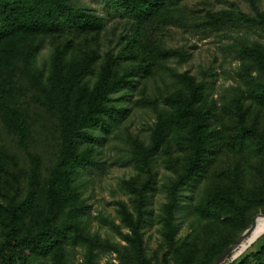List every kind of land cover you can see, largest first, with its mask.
I'll list each match as a JSON object with an SVG mask.
<instances>
[{
	"label": "rangeland",
	"instance_id": "rangeland-1",
	"mask_svg": "<svg viewBox=\"0 0 264 264\" xmlns=\"http://www.w3.org/2000/svg\"><path fill=\"white\" fill-rule=\"evenodd\" d=\"M76 2L106 14L97 0ZM221 12L255 17L264 0L166 1L148 22L109 16L101 30L38 32L0 48V264H20L2 252L12 208L25 209L22 233L66 227L33 264H209L264 216V151L250 136L232 144L244 128L264 137V75L242 52L264 49V25L211 24ZM108 70L109 83L138 81L113 94L130 110L104 139L84 130L78 153L96 165L77 172L64 160V120L84 117ZM192 84L203 99L170 101ZM190 169L202 180L184 187ZM222 264H264V233Z\"/></svg>",
	"mask_w": 264,
	"mask_h": 264
},
{
	"label": "trees",
	"instance_id": "trees-1",
	"mask_svg": "<svg viewBox=\"0 0 264 264\" xmlns=\"http://www.w3.org/2000/svg\"><path fill=\"white\" fill-rule=\"evenodd\" d=\"M104 8L106 14L101 15L84 6H80L76 0H0V48L5 44L11 46L13 41L20 36H27L38 32H58V31H86L101 30L109 20V16L114 17H131L148 22L154 8L163 6L166 1L178 0H97ZM211 24L218 26L223 23H243L257 22L264 25V13H258L255 17L245 14H234L232 12H221L212 15ZM7 49V48H6ZM9 49L8 52H11ZM250 59L252 67L259 74L264 75V49L254 46L242 50ZM8 69L7 57L0 60V78L4 76ZM108 69H110L108 67ZM106 71L102 81L94 91L92 98L87 106L84 117L78 122H69L64 120L65 129V153L64 160L70 162L76 167L77 172L81 170H90L96 163L90 160L86 155L78 153V144L83 142L85 131L91 129L100 131L101 139L112 128L126 118L129 113L128 108L123 107L121 102L126 99H117L113 96L124 88L133 91L137 86L136 79L122 77L113 83L107 82L108 76ZM261 92L260 101L264 104V78L257 82ZM204 97L203 84H192L190 92L187 95L178 93L170 101L177 104L180 108L187 109L192 104L197 103ZM197 126H203V120L196 116ZM8 126L15 130L20 136L23 144L25 134L22 128L16 127L12 120L7 121ZM247 136L256 139L259 143L260 150L264 151V137L255 129H242L241 132L234 136L232 144L241 145ZM97 145V144H96ZM202 173L197 169H190L182 182L184 187L195 186L202 180ZM237 189L242 195L238 180L235 181ZM25 210V209H24ZM12 208L4 217L2 224L4 228L5 242L2 252L8 259L20 264H33L41 256H46L61 242V236L65 237L66 227L58 226L56 229H46L40 233L27 231L22 233L23 211ZM73 226L72 223L68 227ZM137 233V231H135ZM130 242L144 253L142 239L140 236L130 240ZM235 242V241H234ZM233 242V243H234ZM232 243V244H233ZM229 247V246H228ZM226 247L223 251H225ZM215 255V259L223 252ZM164 264H169L167 258Z\"/></svg>",
	"mask_w": 264,
	"mask_h": 264
},
{
	"label": "bare ground",
	"instance_id": "bare-ground-1",
	"mask_svg": "<svg viewBox=\"0 0 264 264\" xmlns=\"http://www.w3.org/2000/svg\"><path fill=\"white\" fill-rule=\"evenodd\" d=\"M264 233V216H259L256 219L255 227L253 229V232L251 236L248 239H245V241L242 242L240 247L234 251L233 258H237L241 256L246 250H248L251 246H253V243L259 239V237Z\"/></svg>",
	"mask_w": 264,
	"mask_h": 264
},
{
	"label": "water",
	"instance_id": "water-1",
	"mask_svg": "<svg viewBox=\"0 0 264 264\" xmlns=\"http://www.w3.org/2000/svg\"><path fill=\"white\" fill-rule=\"evenodd\" d=\"M262 216V215H259ZM258 216H255L252 221V225L232 244L230 245L225 251H223L212 264H222L225 262L230 256H233L234 251H236L240 245L242 244L245 239H248L255 227V222Z\"/></svg>",
	"mask_w": 264,
	"mask_h": 264
}]
</instances>
